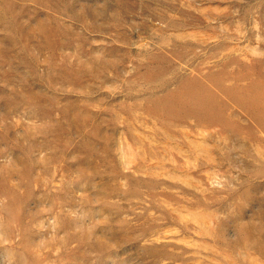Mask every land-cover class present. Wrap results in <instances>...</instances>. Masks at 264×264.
Returning a JSON list of instances; mask_svg holds the SVG:
<instances>
[{"label": "rangeland", "instance_id": "obj_1", "mask_svg": "<svg viewBox=\"0 0 264 264\" xmlns=\"http://www.w3.org/2000/svg\"><path fill=\"white\" fill-rule=\"evenodd\" d=\"M0 264H264V0H0Z\"/></svg>", "mask_w": 264, "mask_h": 264}]
</instances>
